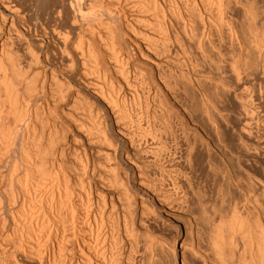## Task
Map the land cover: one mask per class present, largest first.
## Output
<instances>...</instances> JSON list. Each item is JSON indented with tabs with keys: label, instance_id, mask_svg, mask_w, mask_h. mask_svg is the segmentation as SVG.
<instances>
[{
	"label": "bare ground",
	"instance_id": "6f19581e",
	"mask_svg": "<svg viewBox=\"0 0 264 264\" xmlns=\"http://www.w3.org/2000/svg\"><path fill=\"white\" fill-rule=\"evenodd\" d=\"M0 264H264V0H0Z\"/></svg>",
	"mask_w": 264,
	"mask_h": 264
},
{
	"label": "rangeland",
	"instance_id": "374dc122",
	"mask_svg": "<svg viewBox=\"0 0 264 264\" xmlns=\"http://www.w3.org/2000/svg\"><path fill=\"white\" fill-rule=\"evenodd\" d=\"M190 129V128H189ZM191 131H193L194 129H190ZM197 169H200V165L197 167ZM199 171V170H198ZM197 174H200V171H199V173H197ZM201 178V176H198L197 175V177H196V183L198 184V180ZM198 181V182H197ZM200 182H201V179H200ZM199 185V184H198ZM199 187H200V185H199ZM194 200H196V199H194V197H193V203L194 204H196L195 202L196 201H194ZM194 206H196V205H193V207ZM195 208V207H194ZM196 209H197V207H196ZM152 221H153V223H152ZM158 221H160V219L158 220H151V222H150V226H151V228L153 227V230L155 231V232H157L158 234H160L161 236H164V238L165 239H168V241L169 240H171V241H173V239H174V237L176 236V232H177V229H176V226L174 225V224H172V223H168V225L166 224H161L162 222L160 221V222H158ZM161 224V225H160ZM183 235H185V231H184V229H183Z\"/></svg>",
	"mask_w": 264,
	"mask_h": 264
}]
</instances>
